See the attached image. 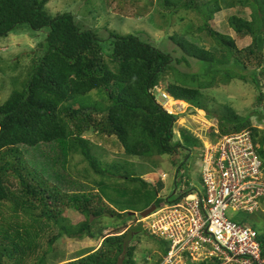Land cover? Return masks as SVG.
<instances>
[{
	"label": "trees",
	"instance_id": "1",
	"mask_svg": "<svg viewBox=\"0 0 264 264\" xmlns=\"http://www.w3.org/2000/svg\"><path fill=\"white\" fill-rule=\"evenodd\" d=\"M157 1L165 11L156 8L154 14L168 12L163 17L179 15L180 20L182 11L200 16L201 25L195 31L189 26V32L168 38L178 47L180 59L144 41L139 33L121 34L105 25L108 34L102 37L98 29L85 28L72 13L52 16L47 9L51 0H0V38L8 37L20 25L36 32L46 30L45 41L38 45L27 71L24 88L12 92L0 104V214H4L0 223V264H45L47 250L63 236L102 240L97 250L63 264H137L138 243L134 241L142 228L139 225L135 232L130 231L126 222L142 217L129 212V208L118 212L110 207L105 198L113 203L115 199L107 191L125 197L128 204L149 199L148 209L160 208L167 200L159 197L165 183L158 178L153 186L138 177L134 165L125 160L104 165L84 135L115 138L129 158L174 156L176 162L181 161L182 169L189 170V154L201 148L202 143L186 129L181 130V140L175 139L178 117L157 102L152 90L158 85L167 84L166 91L175 100L215 120L219 134L214 129L211 134L216 138L251 131L264 167V129L252 124L254 115L238 114L228 104L216 105L215 98L207 94L219 85L251 81L259 91L257 102L262 112L257 115L264 122V0ZM147 5L153 3L146 2ZM236 7L238 14L228 19V27L237 36L251 39L243 49L230 35L211 25L216 14ZM244 9L251 11L249 20L243 16ZM90 13L96 18L95 11ZM154 14L150 16L151 23L155 21ZM197 34L211 40L207 41L208 48L193 38ZM190 60L198 65L197 72H182L177 67L182 63L190 67ZM170 75L173 80L166 82ZM93 92L96 95L89 97ZM215 105L217 109H213ZM51 144L67 145L70 153L81 154L95 174L111 182L98 184L101 194L76 191L80 184L70 187L64 182L56 183L44 174L36 156L27 159V152L25 158L22 156L21 149ZM58 147L62 152L48 159L59 170L66 154ZM11 179L17 182L22 198L9 189ZM151 197L155 198L153 202ZM4 207L11 210L10 215L5 214ZM69 209L79 212L84 222L72 225L66 217ZM106 217L123 220L124 232H117L119 228L104 235L105 225L94 231V226L101 225ZM42 223L50 229L59 228L56 235L47 238L44 255L37 254L42 246L36 242L44 232ZM259 239L264 248V234H259ZM169 250L168 245L166 255L154 264H162ZM30 252H35L37 259L22 261ZM204 264L220 263L213 259Z\"/></svg>",
	"mask_w": 264,
	"mask_h": 264
},
{
	"label": "rangeland",
	"instance_id": "2",
	"mask_svg": "<svg viewBox=\"0 0 264 264\" xmlns=\"http://www.w3.org/2000/svg\"><path fill=\"white\" fill-rule=\"evenodd\" d=\"M146 2H152L153 5L146 6ZM156 8L160 11H165L158 6L157 0H51L47 5V9L52 16H56L60 13H72L77 16L78 20L82 21L85 28L94 27L98 29L99 36L103 37V35L108 34L104 29L105 25L108 29L115 30L121 34L136 35V33H139L144 41L151 43L164 52L168 53L169 51L175 59H180L182 54L178 47L173 42L169 41L168 38L174 34L181 36L185 32H189V26L193 27V31H195L196 28L201 25L200 16L182 11V20L179 19V15H175L169 19L168 17H163V15L167 16L168 12H163L162 14L156 12V14H154ZM90 11H95L97 13V15H95L96 18L93 17ZM238 11L239 9L237 7L224 9L221 13L216 14L215 18L211 21V25L220 33L230 35L235 39L238 48L243 49L251 44V39L237 36L235 32L228 27V19L232 15L238 14ZM152 14H154L155 21L151 23L150 16ZM250 14L251 11L249 9H244L243 16L246 19L249 20ZM201 37L203 40L199 41L198 38ZM45 38L46 30L36 32L27 25H20L8 37L0 38V104L4 103L12 92L16 90L20 91L24 88V83L28 75L27 71L32 64V58L35 56L38 45L43 44ZM193 38H196L198 43L202 44L204 47L208 48L210 46L208 42H211V40L206 39L203 35L197 34ZM189 62L190 67L185 63L178 64L177 67L182 72H197L199 70L198 65L194 61L190 60ZM172 80L170 75L167 77L166 82ZM159 87L165 90L167 84H161ZM262 91L264 92V89ZM258 93L259 91L251 81L248 83L233 81L227 86L219 85L212 91H208L207 94L215 98L217 101L216 105L228 104L235 108L238 114L246 116L250 114L254 115L251 117L252 124L255 127L264 129V122L259 120L258 117L260 116L257 115L262 112L260 107H258ZM92 95H96V92L91 93L89 97ZM155 98L158 103H162L159 94L156 93ZM168 104L167 110L178 115L174 130L176 135L175 139L181 140V130L186 129L202 143L201 148H196L189 154V170L187 168L182 169L180 165L181 161L176 162L174 156H156L150 160L129 158L124 154L122 146L116 142L115 138L107 139L106 137H100L94 133L86 134L84 138L88 139L92 143L94 150L98 151V156L101 158L104 165L109 166V164H113L114 162L128 161L134 165L138 177H142L148 183H154L153 186H156L158 178H161L165 185L164 189L160 190L159 197L167 198L166 201L171 198L173 202L176 200V197L179 196V189L182 184L187 185L188 188L193 186L194 190L203 191L200 173L203 154L207 147L216 143L220 138H216V135L213 136L211 134L213 129L216 131V134H219L217 122L213 119H209L206 112L188 108V105H185L186 107L184 108H180L175 101H169ZM216 105L213 109L218 108ZM176 107L180 109L178 108L179 110H177ZM213 109L212 111H214ZM58 146L62 147L66 154L65 162L61 164V169L59 168V170L55 167V163L52 164L48 159L62 152ZM21 150L24 153L22 154L24 158L27 152V159L33 155L41 161L43 167L42 171L49 177L48 179L54 180L56 183L64 182L70 187L80 184L76 191L80 189L90 191L94 194H101L98 184H102V182H111L95 174L81 154L70 153L69 149H67V145H41L36 149L28 151L25 149ZM61 170H63V172H61ZM9 189L14 191L19 198L21 197L19 186L16 181L10 180ZM175 190H178L176 196L170 197L171 192ZM107 192L111 194L115 202H110L105 198L106 203L118 212L122 211L123 207L129 208V212H136L137 214H141L148 210L147 206L149 204L147 203H149V199L128 204L125 197H119V194L113 193L112 190H108ZM142 194L145 195L144 191H142ZM154 200L155 198L151 197V201L153 202ZM164 204H166V202ZM4 212L10 215L11 210L8 207H4ZM261 212L262 211L259 210L255 213L256 215H249L247 212H237L230 208L227 211V217L234 222L243 223L247 227L255 228L259 234L263 235L264 213ZM153 214L154 213H151L146 218H140V220L136 217L135 220L126 222V227L130 231L135 232L139 225H141L142 228V232L136 235L137 238L134 241L135 244L138 243L136 252L137 264H145V260H147V264H154L156 261H159L161 257L166 255L168 243L163 239L160 241V239L158 240L156 237L147 234L146 228L149 229L152 225L155 227L159 226L158 222L149 219ZM80 215L81 214L75 209H69L66 212V217L70 219V223L74 226L84 222V218ZM2 216H4V214H0V223L3 221ZM122 223L123 220L118 221L116 218L106 217L101 225L94 226V231L105 225L104 235L112 233L119 228L117 232L123 233L124 229H121L125 226ZM41 227L44 228V232H40L42 236L36 240V242L42 247L38 249L37 254L44 255V251L48 249L47 238L50 234L56 235L59 228L56 229L57 231L53 228L50 229L49 227L51 226H46L45 223H42ZM46 233L47 236L45 237ZM101 242L102 240L100 239L91 240L85 237L81 240H74L63 236L55 242L54 248L51 247L47 250L49 255L47 256L48 258L45 264H63L73 261V259L76 260L81 255H86L97 250ZM263 252L264 250L262 253ZM34 253L35 252H30L28 257L23 255L22 261L27 263L30 260L37 259V257H34ZM19 254L20 256H18V258L21 260L22 253ZM203 260L206 259L199 255L195 257V262L194 260H189L188 264L189 262L190 264H204L213 259L209 261Z\"/></svg>",
	"mask_w": 264,
	"mask_h": 264
},
{
	"label": "built area",
	"instance_id": "3",
	"mask_svg": "<svg viewBox=\"0 0 264 264\" xmlns=\"http://www.w3.org/2000/svg\"><path fill=\"white\" fill-rule=\"evenodd\" d=\"M162 97L167 110L169 96ZM200 167L203 191L182 184L180 197L149 217L160 226L150 233L170 246L163 264H187L199 255L220 264H264L259 233L227 217L230 208L264 213V167L251 131L220 137L205 149Z\"/></svg>",
	"mask_w": 264,
	"mask_h": 264
},
{
	"label": "clouds",
	"instance_id": "4",
	"mask_svg": "<svg viewBox=\"0 0 264 264\" xmlns=\"http://www.w3.org/2000/svg\"><path fill=\"white\" fill-rule=\"evenodd\" d=\"M160 85H158V86H156L153 90H152V93H153V95L155 96L156 95V93L157 94H159L160 95V97H161V99H162V103H159L161 106H162V108L165 110V111H167L166 109H165V107H164V105H165V103H166V100H164L163 99V97H162V93H165V94H167L168 96H169V101L171 102V101H175V102H177L178 100H175L167 91H166V89L165 90H163V88L162 87H159ZM169 200V199H168ZM257 231V230H256ZM162 264H163V262H162Z\"/></svg>",
	"mask_w": 264,
	"mask_h": 264
},
{
	"label": "bare ground",
	"instance_id": "5",
	"mask_svg": "<svg viewBox=\"0 0 264 264\" xmlns=\"http://www.w3.org/2000/svg\"><path fill=\"white\" fill-rule=\"evenodd\" d=\"M176 104H178L177 106H180V108H184V107H186L187 105L185 104V103H182V102H180V101H177L176 102ZM186 105V106H185ZM179 107H176V109L177 110H179L178 109ZM179 113H181V112H179ZM170 114H173V113H170ZM174 115H177V114H174ZM178 116V115H177ZM255 140V139H254ZM254 142V141H253ZM257 152V151H256ZM204 155V154H203ZM263 163V162H262ZM182 167V166H181ZM201 179H202V177H201ZM175 193V194H174ZM176 193H177V190H175V191H173V193H172V195L171 196H176ZM180 197V194H179V196L178 197H176V199L177 198H179ZM262 213V212H261ZM244 215V214H243ZM246 215V214H245ZM248 222V221H247ZM159 240V239H158ZM161 241V240H160ZM211 260V259H210Z\"/></svg>",
	"mask_w": 264,
	"mask_h": 264
},
{
	"label": "water",
	"instance_id": "6",
	"mask_svg": "<svg viewBox=\"0 0 264 264\" xmlns=\"http://www.w3.org/2000/svg\"><path fill=\"white\" fill-rule=\"evenodd\" d=\"M175 194V193H174ZM156 210V206L151 207L150 209L142 212L140 215L142 218H146L148 215H150L151 213H153ZM132 216H135V213H131Z\"/></svg>",
	"mask_w": 264,
	"mask_h": 264
}]
</instances>
